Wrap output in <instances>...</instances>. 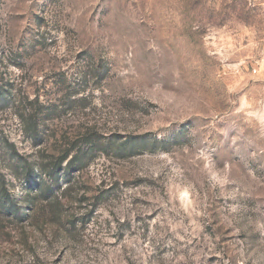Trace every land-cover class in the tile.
<instances>
[{
  "label": "rangeland",
  "instance_id": "obj_1",
  "mask_svg": "<svg viewBox=\"0 0 264 264\" xmlns=\"http://www.w3.org/2000/svg\"><path fill=\"white\" fill-rule=\"evenodd\" d=\"M0 264H264V0H0Z\"/></svg>",
  "mask_w": 264,
  "mask_h": 264
}]
</instances>
